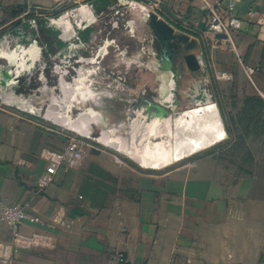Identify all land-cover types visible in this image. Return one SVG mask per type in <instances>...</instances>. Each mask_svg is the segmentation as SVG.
I'll return each instance as SVG.
<instances>
[{
	"label": "crops",
	"instance_id": "0c3cea01",
	"mask_svg": "<svg viewBox=\"0 0 264 264\" xmlns=\"http://www.w3.org/2000/svg\"><path fill=\"white\" fill-rule=\"evenodd\" d=\"M130 1L151 7L177 32L196 40L193 53L202 69L190 70L178 54L164 57L145 23L138 27L134 22L135 37L126 25L114 31L110 38L126 52L112 50L102 63L109 77L103 85L109 98L94 93V109L80 121L66 116L59 121L81 133L92 132L93 121L102 127L99 140L135 163L89 141L81 168L60 169L43 191L39 182L47 161L41 153L64 151L68 135L14 107L0 109V209L20 205L29 217L49 223L21 227L23 242L13 254V264H107L114 251L126 257L125 264H264V117L252 121L250 114L258 109L246 103L249 98L264 100V26L257 23L264 14V0ZM29 3L47 9L56 0H0V41L9 33L23 34L26 45L37 38L30 18H21ZM78 3L93 5L99 18L88 35V40L96 36V50L104 44L109 19L123 0ZM206 4L216 7L225 21L241 22L234 47L208 30ZM20 7L23 12L14 17L13 10ZM57 35L44 32L43 42L52 51L68 53ZM246 68L258 69L252 80ZM51 80L55 87V79ZM208 84L216 91L224 123L239 128L233 138L239 146L228 143V136L174 164L144 167V157L153 160L147 155V143L161 135L172 137L175 115L197 105ZM54 102L69 110L55 90L32 101L37 110ZM80 110L84 107L76 111ZM145 113L149 114L142 125L135 127L133 118ZM117 117L108 128L107 123ZM256 126L263 128L257 138L246 131ZM59 217L63 226L53 222ZM10 241L7 225L0 222V242Z\"/></svg>",
	"mask_w": 264,
	"mask_h": 264
},
{
	"label": "built area",
	"instance_id": "2783aa9c",
	"mask_svg": "<svg viewBox=\"0 0 264 264\" xmlns=\"http://www.w3.org/2000/svg\"><path fill=\"white\" fill-rule=\"evenodd\" d=\"M154 1L159 3L161 0ZM137 5H141L144 8L146 22L148 15L152 12L151 7L135 1L123 0V3L115 9L112 18L108 22L110 31L104 44L96 50L94 49L96 36L92 34L91 38L84 42L80 40L79 33L98 26L99 18L91 5L78 3V0H56V4L47 9L29 3L28 11L21 18H27L30 14L34 15L33 18L29 19V23L31 28L38 32L37 38L33 39L29 45H26L22 42L25 37L23 34L15 37L9 33L0 41V73L2 70H12L14 73L19 72L25 78L26 86L23 88L19 85L16 93L19 91L24 93L22 99L29 113L18 110L48 121L61 133L68 135V143L64 151L56 152L45 149L41 153L43 159L47 161L46 173L39 182L41 191L53 183L60 169L75 171L81 168L87 142L95 140L102 146L109 147L101 143L99 138H95L94 127L97 124L93 123V121L89 122L92 132L81 133L60 124L59 119L66 116L67 119H71L73 122L80 121L88 111L94 109L93 99L91 98L94 93L102 94L103 97L109 98L107 92L109 89L105 90V87H103L109 77L104 75L102 63L111 55L112 50L114 53L120 54L126 52L121 49L116 39L110 38V35L121 28L123 17L128 14V10L130 11L131 9L133 11L132 9ZM206 7L210 12L208 30L215 35H225L226 41L234 47V33L241 28V22L237 18L225 21L216 7L210 4H206ZM82 10L91 12L95 17L94 21L90 22L88 19H84L80 23L73 13ZM58 13L70 16L72 32L69 34L55 25L54 22L60 16H56ZM253 16L255 17L256 15L253 14ZM43 18L48 21V24L42 30L39 19ZM135 20H131L127 24L129 34L132 37L138 35L134 28L136 27L134 24ZM257 23L264 26V14L257 17ZM50 31L58 32L59 39L67 44L68 53L63 54L59 51H52L43 42V33ZM245 70L250 80L258 71V69L252 68H246ZM52 78L56 81L57 85L55 87L52 86ZM52 90L60 92L62 100L70 106L68 111L59 102L51 103L43 110L36 109L32 101L40 100L42 95ZM76 90H78V94L75 93ZM81 93L87 94L88 98H84ZM88 93L93 94L88 96ZM210 94L207 90L205 91L207 103L214 100L213 95ZM87 104H91V106L87 107ZM201 104L202 102L197 103V105ZM5 107L9 106L0 99V109ZM83 107L84 110L76 111ZM0 222L7 225L11 233V241L9 243L0 242V264H13V254L23 242L20 231L25 223L49 226V223H45L39 217H29L24 207L20 205H5L1 207ZM53 222L64 225L62 217ZM125 263L126 257L122 253L114 251L110 254L107 264Z\"/></svg>",
	"mask_w": 264,
	"mask_h": 264
},
{
	"label": "bare ground",
	"instance_id": "6f19581e",
	"mask_svg": "<svg viewBox=\"0 0 264 264\" xmlns=\"http://www.w3.org/2000/svg\"><path fill=\"white\" fill-rule=\"evenodd\" d=\"M132 10L135 15H137L136 21L145 23L146 17L144 15V8L141 5H137ZM73 15L80 23L84 19H88L90 22H93L95 19L92 13L86 10L76 11ZM54 23L65 30L67 34L72 32V23L68 14L60 21L57 20ZM166 52L167 55L170 54V51ZM166 80L167 79H165L164 82H166ZM92 94L93 93H91L90 96H92ZM159 108L165 111L162 107ZM165 112L170 117H173V115L167 111ZM173 122L175 131L169 140L162 142L150 141L147 143V155L152 156L153 160L144 157L141 160V164L144 167L170 165L198 152L209 149L228 138L220 109L214 101L207 103L205 106L200 105V107L176 114ZM59 123L62 124L61 121H59Z\"/></svg>",
	"mask_w": 264,
	"mask_h": 264
},
{
	"label": "water",
	"instance_id": "95a60500",
	"mask_svg": "<svg viewBox=\"0 0 264 264\" xmlns=\"http://www.w3.org/2000/svg\"><path fill=\"white\" fill-rule=\"evenodd\" d=\"M66 14H62L58 17L60 21ZM151 32L155 39L159 42L164 57H174L175 54L181 55L188 68L192 71H200L202 69L201 62L197 55L193 53L197 49V41L191 39L190 36L177 32L169 23L164 21L154 12H151L146 20ZM61 28V27H60ZM221 40H226L225 35H218ZM166 51H170L167 55ZM187 54H184V52ZM182 53V54H181ZM21 85L23 88L25 85V78L21 76L19 72L14 73L12 70H2L0 73V99L7 106L20 109L22 111L27 110V106L22 99L24 93L17 91V87Z\"/></svg>",
	"mask_w": 264,
	"mask_h": 264
},
{
	"label": "rangeland",
	"instance_id": "374dc122",
	"mask_svg": "<svg viewBox=\"0 0 264 264\" xmlns=\"http://www.w3.org/2000/svg\"><path fill=\"white\" fill-rule=\"evenodd\" d=\"M1 1H3V0H1ZM59 15H61V13H58L56 16H59ZM127 18H128V20H135L137 17L135 16V14H134V12L133 11H131V9H130V11L128 10V14H127ZM44 19V18H43ZM137 25H138V27H139V24H141L142 22L141 21H134ZM145 24H147L146 22H145ZM88 34L90 33V31H88L87 32ZM205 89H207V91L208 92H210L212 95H214V102L216 103L217 101H218V96H216V91L214 90H212L213 88H212V86L210 85V84H208V86H206L205 87ZM150 94V97H158V99H159V96H157L156 94H151V93H149ZM149 97V98H150ZM205 99V100H204ZM206 100H207V98H206V95L204 96L203 95V98L201 97V98H199V100H198V102H202V104H201V106H205V105H207V102H206ZM205 101V102H204ZM209 102V101H208ZM123 104V102H120V103H118V105H122ZM195 104H196V102H195ZM194 103H192V105L190 106V108H189V110L190 109H194V108H197V107H200V105H195ZM217 104V103H216ZM219 107V106H218ZM137 110V109H136ZM95 111H99L100 112V110L99 109H95ZM150 113V112H149ZM149 113H145L142 117H139L138 119L137 118H133V120L135 121H133L132 123L134 124V126L136 127L137 126V128L139 127V126H141L142 125V123H143V121H144V117L146 116V115H148ZM178 114V113H177ZM222 116V115H221ZM120 117H117V118H113V120L112 121H110L109 123H107V125H108V128H111L113 125H114V123L116 122V120H118ZM123 120V119H122ZM137 120V121H136ZM132 121V120H131ZM225 124V128H226V131L227 130H230L231 131V133H229V138H228V140L227 141H229L228 143H230V144H232V142L234 143V145H238V140L237 141H235L233 138H235V137H237L238 136V132H239V128L238 127H236L235 126V124H231L230 122L229 123H224ZM102 127L101 126H99V125H96L95 127H94V133H95V138H100L101 137V133H102ZM161 131H162V129H161ZM241 131H242V129H241ZM228 133V132H227ZM162 134V133H161ZM171 138V136L169 137V135H167L166 137H163V135H161V137H160V139L159 140H157V141H155V142H162V141H167V140H169ZM226 140V139H225ZM224 140V141H225ZM91 142H93V143H95L96 145H98V146H100V147H104V146H102L101 144H99L98 142H96L95 140L94 141H91ZM223 142V141H222ZM220 143V142H219ZM235 146V147H236ZM239 146V145H238ZM213 147V146H212ZM105 149H107V150H110V151H113V152H115V153H118V154H120V155H122L125 159H128V160H130L131 162H134L135 163V161L134 160H132V159H130L128 156H126V155H124V154H122V153H120V152H118L116 149H114V148H111V147H104ZM211 148V147H210ZM180 161H182V160H180ZM179 162V161H178ZM137 163V162H136ZM174 163H176V162H174ZM174 163H172V164H174ZM140 165V164H139ZM171 165V164H170ZM168 166V165H167ZM158 167H163L162 165H160V166H158Z\"/></svg>",
	"mask_w": 264,
	"mask_h": 264
},
{
	"label": "trees",
	"instance_id": "16d2710c",
	"mask_svg": "<svg viewBox=\"0 0 264 264\" xmlns=\"http://www.w3.org/2000/svg\"><path fill=\"white\" fill-rule=\"evenodd\" d=\"M92 6V8H94V6L93 5H91ZM22 7V6H21ZM19 8V9H14L13 10V16L14 17H17V16H19L23 11H22V8ZM93 11H94V9H93ZM29 18H33L34 17V15H29L28 16ZM128 16H127V14L123 17V19L121 20V28H122V26H124V25H126V27H128L127 26V24L131 21V20H128V18H127ZM111 19V18H110ZM109 19V20H110ZM39 24H40V27H41V29L43 30V27H45L47 24H48V21H46V20H44L43 21V19H39ZM90 29H88V30H85V31H83V32H81V33H79V38H80V40L81 41H84V42H86L87 40H88V31H89ZM52 31H50V33H51ZM20 35H18V36H15V37H19ZM58 40H60L59 39V37H58V35H57V37H56ZM61 41V40H60ZM64 43V42H63ZM65 45H66V47H67V44L66 43H64ZM246 103L247 104H249V105H253V106H255L256 107V109H258L255 113H251L250 114V116H251V120L253 121V120H261L263 117H264V100L263 99H261V98H249V99H247L246 100ZM263 128L262 127H260V126H256V127H251L250 129H246V131H247V133H249V134H251L253 137H259L260 136V134L263 132V130H262Z\"/></svg>",
	"mask_w": 264,
	"mask_h": 264
}]
</instances>
